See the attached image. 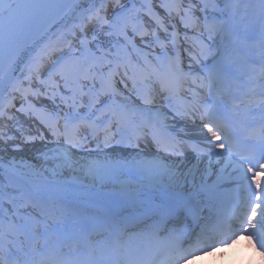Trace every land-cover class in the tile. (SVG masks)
Instances as JSON below:
<instances>
[{"label":"snow or ice","instance_id":"snow-or-ice-1","mask_svg":"<svg viewBox=\"0 0 264 264\" xmlns=\"http://www.w3.org/2000/svg\"><path fill=\"white\" fill-rule=\"evenodd\" d=\"M241 235L264 251V0H0V264Z\"/></svg>","mask_w":264,"mask_h":264},{"label":"clouds","instance_id":"clouds-1","mask_svg":"<svg viewBox=\"0 0 264 264\" xmlns=\"http://www.w3.org/2000/svg\"><path fill=\"white\" fill-rule=\"evenodd\" d=\"M247 236H239L228 243L224 249L215 248L213 252H220L221 256H224V252L228 253L224 259H209L206 264H264V256L260 253L264 252L254 246ZM245 242L248 249L251 251H245Z\"/></svg>","mask_w":264,"mask_h":264},{"label":"rangeland","instance_id":"rangeland-1","mask_svg":"<svg viewBox=\"0 0 264 264\" xmlns=\"http://www.w3.org/2000/svg\"><path fill=\"white\" fill-rule=\"evenodd\" d=\"M21 119H24L23 117H21Z\"/></svg>","mask_w":264,"mask_h":264},{"label":"bare ground","instance_id":"bare-ground-1","mask_svg":"<svg viewBox=\"0 0 264 264\" xmlns=\"http://www.w3.org/2000/svg\"><path fill=\"white\" fill-rule=\"evenodd\" d=\"M17 102V101H16Z\"/></svg>","mask_w":264,"mask_h":264}]
</instances>
